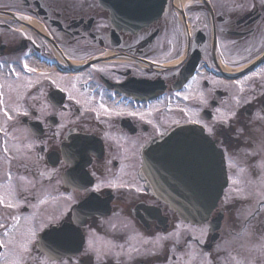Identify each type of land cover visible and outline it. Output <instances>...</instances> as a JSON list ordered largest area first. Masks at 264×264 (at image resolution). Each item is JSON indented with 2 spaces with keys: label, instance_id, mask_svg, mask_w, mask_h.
Segmentation results:
<instances>
[{
  "label": "flooded vegetation",
  "instance_id": "1",
  "mask_svg": "<svg viewBox=\"0 0 264 264\" xmlns=\"http://www.w3.org/2000/svg\"><path fill=\"white\" fill-rule=\"evenodd\" d=\"M241 4L245 5L243 10L237 7ZM251 4L256 5L254 9L248 7ZM122 10L118 5L116 11ZM20 15L31 19L20 20ZM20 31L32 39L22 37ZM261 47H264V8L259 6V0H167L158 19L135 32L113 28L110 13L99 0H0V65H3L0 91L4 93L3 107L13 116L8 120L0 111V127L8 132V136L0 133V184L7 182L5 174L9 170L3 159L5 146L12 150L9 155H15V149L19 148L27 157L11 163L19 199L23 201L27 195V203H22L14 214L27 216L36 211L30 205L37 203L38 192L47 191L53 197L82 195L80 189L67 187L80 183L78 179L72 181V175L80 176L81 169L89 187L103 182L100 192L91 194L98 203V210L94 212L99 216L85 217L86 222L80 227L84 242L90 228L119 243H124L130 234L152 239L175 230V215L147 195L137 179L138 152L147 141L175 125L173 121L187 123L192 113L206 123H214L219 115L217 108L222 112H237L230 126L216 125L219 135L215 142L224 151L228 174L241 188L250 189L248 183L253 182L255 190H247V193L251 198L261 199L264 168L259 165L264 160V152L252 153L264 140V122L257 119V114H264V95L261 94L264 79H246L252 77V72L239 79L230 78L249 63L244 59L249 55L246 49H252L253 61L256 50ZM36 54L55 62L69 74L46 69L37 61ZM178 55L183 63L177 69ZM191 57L196 64L193 75L179 87L181 72ZM25 60L37 71L24 72L17 81L10 68L21 71ZM201 64L219 72L221 77L207 75L200 68ZM87 65L90 66L85 68ZM99 68L105 71L100 72ZM261 68L264 65L253 72ZM49 76L57 80L59 87L52 84ZM236 81L245 89L241 97L250 98L251 103L236 104L233 99L239 94ZM177 92L181 93L179 97ZM69 93L74 99L68 98ZM118 93L122 100H117ZM154 94H159V98L142 103ZM185 96L188 99H184ZM77 100L80 103H76ZM100 103L109 109L123 107L144 112L145 118L127 115L126 111L119 116L111 111L105 113ZM13 105L29 115L12 111ZM241 128L245 129L243 134L232 131ZM57 132L59 135H55ZM79 137L85 139L86 146L74 145ZM29 143H33L30 151L25 147ZM69 144L79 150L70 166L61 163L65 160V146ZM72 164L75 172H72ZM53 169L57 171L48 180L46 176ZM21 176L26 177V181H20ZM31 180L37 182L35 188L27 184ZM109 183L133 187H109ZM231 185L230 179L224 199L233 197ZM134 186L143 191L136 192ZM25 187L28 193L21 191ZM62 204V200L50 201L39 211L46 214ZM229 207L222 210L223 213L227 214ZM256 208L264 212L259 203ZM9 211L0 208V218ZM101 214L106 216L100 217ZM110 223H116L118 230L113 232ZM123 224L128 228L124 229ZM165 244L173 246L171 240ZM3 251L0 248V252ZM165 252L162 251L163 256L138 257L133 264H167L170 254ZM32 255L42 257L35 244ZM176 259L173 257L172 261Z\"/></svg>",
  "mask_w": 264,
  "mask_h": 264
},
{
  "label": "snow or ice",
  "instance_id": "2",
  "mask_svg": "<svg viewBox=\"0 0 264 264\" xmlns=\"http://www.w3.org/2000/svg\"><path fill=\"white\" fill-rule=\"evenodd\" d=\"M127 2L131 3L132 0H127ZM207 2V0H205ZM255 4L248 5L250 8H255ZM259 6L264 8V0H259ZM241 10L244 9L245 5H237ZM20 20L31 19L30 16L20 15ZM228 23V21H225ZM206 27V25H205ZM15 31V30H14ZM19 34L31 40L32 38L24 31H20ZM34 43V42H33ZM246 51L249 53L248 57L244 59L251 63L252 49L247 48ZM28 53H25L27 56ZM256 60L264 63V47L258 48L256 50L255 55ZM177 69L180 64L183 63L182 59L177 57ZM3 67V65H0ZM100 72L105 71L103 68L97 69ZM37 71L36 68L31 67L28 62L25 60L22 63L21 71H17L15 67L10 68L11 75L16 77V80L19 81L24 72L27 73H35ZM47 75V74H44ZM255 77H260L264 79V68L259 69V71L252 72V77L246 78L251 79ZM52 84L59 87L56 79H52L50 76ZM60 79H63L62 77ZM80 77H76V80H79ZM196 78L193 77V80ZM236 84L239 86V94L233 96L237 105L243 103H251V99L248 97H241L240 94H243L245 89L240 81H236ZM22 86V85H21ZM10 89L12 85H9ZM75 87V84H73ZM261 87L264 88V84H261ZM0 88H3V85L0 84ZM61 91H65V89L61 88ZM253 98L255 96V89H252ZM264 95V93H261ZM176 95L179 97L181 93L177 92ZM203 94L201 93V98ZM68 98L74 99L73 95L69 93ZM11 100V97H9ZM184 99H188L187 96ZM4 101V93L0 91V111L3 112V115L8 119L12 120L13 116L10 114V111L3 107ZM76 103H80L79 100ZM120 103V102H117ZM99 107L104 110L105 113L115 112V115H123L125 111L127 115L130 116H139L140 119L145 118L144 112H137L127 110L126 108L109 109L104 103H100ZM95 111V109H92ZM12 111H15L17 114H22L24 116H28L29 113L26 110H22L19 106L13 105ZM151 109H149L150 114ZM181 111H185L181 109ZM216 112L219 115L215 118L214 123L209 124L198 118V114L192 113L188 116L187 123L198 124L201 127V135L197 137L193 142L189 144L183 145V151L186 156H188L193 162L198 161L202 156H206L211 154L215 147L217 136L219 135L216 125L224 126L229 125L230 122L237 116V112L235 110H229L228 112H222L221 109L217 108ZM63 116V113H61ZM99 115V113H97ZM257 119L259 121L264 122V114H257ZM148 123H152L151 120H148ZM172 123L179 125V121H173ZM62 127V126H61ZM159 131V129H157ZM167 129L164 132H160V136H164L167 134ZM232 131L237 132L238 134H243L245 129H232ZM0 133H3L5 136H8V132L0 127ZM206 133V135H205ZM55 135H59V132L55 133ZM15 139V137H13ZM218 142V141H217ZM7 145V141H5ZM15 147V146H14ZM27 150H31L33 147V143H29L26 146ZM67 151H65L64 156L65 160L61 163L71 165V161L75 159L78 154V149H76L73 145L69 144L65 146ZM10 150L7 146L4 148L5 156L3 159L8 163L9 170L5 174L6 183L0 184V208L10 210L7 215L0 218V230L2 231V235H0V248L4 249L3 252H0V260L3 261V264H133V262L138 257L144 256H157L160 252H162L165 248V242L172 241L173 247L169 249V251H175L176 246L181 243V231L180 226L177 225L176 229L173 232L167 233L165 235H157L152 239L144 238L139 234H130L127 236V239L124 243L117 242L114 238H108L107 235L100 236L94 229H88L87 236L82 248L76 249V254L74 256H70L65 258L64 256V243L63 241H73L77 236H79L80 227L86 222L84 217L88 216L91 212L98 210V203L95 202L96 198L91 195L92 193H98L101 190L103 182L97 183L92 187H89V182L85 178V176H77L72 175V181L79 180V184H73L74 190L79 188L82 192V195L76 196L73 194H68L66 196L61 195L59 197L51 196V193L44 191L36 193V204H31L30 206L33 209H36L33 213L27 216H21L14 214L15 210L18 209L22 203H27V195H24L23 201L19 199V193L17 191L16 185L14 184V177L11 172V163L13 160H24L27 157L25 154L19 149L16 148L15 155H9ZM257 151L264 152V140H262L258 149L253 151V155L257 154ZM27 167V165H24ZM261 168H264V160L261 161ZM56 169H53L51 173L47 174L46 178L48 180L52 179V175L56 172ZM243 171V170H241ZM41 176H45V173H40ZM71 175V174H70ZM20 181H26V177H19ZM36 181L31 180L27 181V184L31 188L36 187ZM71 183V182H69ZM233 183H238V181H233ZM107 186L109 187H133L130 184L120 183L117 185L116 183H109ZM134 190L136 192L143 191L139 186H134ZM23 193H28V188L25 187L21 190ZM237 192H242L241 189H236ZM250 195V194H249ZM261 199L257 201L264 208V191L259 193ZM247 198V197H245ZM63 201L62 205H59L55 211L48 213H41L39 211L42 205L49 204L50 201ZM259 211V209L257 210ZM249 224L251 225V221L256 219V212H249L248 216ZM23 221V226H21V222ZM122 227L124 229L128 228L127 224H123ZM253 229L255 226H252ZM110 229L115 232L118 230V225L116 223H110ZM206 229L201 228L200 234L201 237L205 234ZM43 235H40V234ZM250 235H254V232H250ZM45 241L44 245H40L39 241ZM192 241H195L197 245L203 244L204 240L195 235H191L190 239L185 240L184 243L188 248H192ZM38 245L39 250H41L42 257H34L32 255L33 245ZM256 250H258L261 255H264V237L255 244ZM186 256L189 258V264L194 257L191 253H186ZM205 259L203 264H212V260L209 257V254L205 253ZM171 259V257H168ZM237 264H243L242 261H237Z\"/></svg>",
  "mask_w": 264,
  "mask_h": 264
},
{
  "label": "water",
  "instance_id": "3",
  "mask_svg": "<svg viewBox=\"0 0 264 264\" xmlns=\"http://www.w3.org/2000/svg\"><path fill=\"white\" fill-rule=\"evenodd\" d=\"M200 135L197 132H193L189 127H179L174 129L170 135L155 142L148 150L143 152L144 169H147V172L151 174V180H153H149L150 185L154 187L156 175L158 176L156 183L161 188H164L167 184L174 191L175 189L182 188L172 198L167 192L166 197L172 203V207L178 212L179 216L183 217L184 220H189L191 223H198L205 220L218 198V196L205 198L207 188L202 186L203 180L201 176L205 175L209 177L210 174L212 175L214 173V168L218 169L216 172L219 171L218 174L220 176L222 172L220 167H222V164L219 163L217 157L216 163H209L206 162L208 160L207 156H202L196 162H193L188 156L182 159L178 155V152L173 156H168L167 152L169 149L167 146L172 142L177 144L179 138V141L184 143L189 142L191 139L194 141ZM212 164H214L213 167L210 166ZM206 165L209 166L207 168L209 171L205 169ZM144 174L146 175V171H144ZM167 175H169L168 179L165 178ZM164 181L166 182L163 183Z\"/></svg>",
  "mask_w": 264,
  "mask_h": 264
},
{
  "label": "rangeland",
  "instance_id": "4",
  "mask_svg": "<svg viewBox=\"0 0 264 264\" xmlns=\"http://www.w3.org/2000/svg\"><path fill=\"white\" fill-rule=\"evenodd\" d=\"M257 200L258 199H256V201ZM206 234L207 231L201 237L200 229H194L189 226L182 227V251L180 253L172 251V254L177 255V257L181 259V264H189V258L185 254L191 253L194 259L190 261V264H203L205 255H203L194 245L192 248H188L184 241L190 239L191 235H195L204 240ZM254 241L255 240L251 238L249 233H245L242 234V238H230V240L225 243L226 246L223 244L217 245L216 249L222 252L219 255L217 251H214V253L211 254L214 259L212 264H237V261H242L243 264H264V255H261V253L256 250L255 244L257 241ZM193 243L194 241H192V244ZM166 248L169 250L172 246L167 245ZM177 264H179V261Z\"/></svg>",
  "mask_w": 264,
  "mask_h": 264
},
{
  "label": "bare ground",
  "instance_id": "5",
  "mask_svg": "<svg viewBox=\"0 0 264 264\" xmlns=\"http://www.w3.org/2000/svg\"><path fill=\"white\" fill-rule=\"evenodd\" d=\"M184 2H190V0H184Z\"/></svg>",
  "mask_w": 264,
  "mask_h": 264
}]
</instances>
